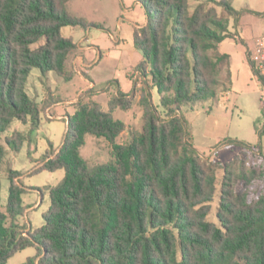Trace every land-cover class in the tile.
Segmentation results:
<instances>
[{
	"label": "trees",
	"instance_id": "1",
	"mask_svg": "<svg viewBox=\"0 0 264 264\" xmlns=\"http://www.w3.org/2000/svg\"><path fill=\"white\" fill-rule=\"evenodd\" d=\"M69 1L0 0V202L9 150L20 152L40 125L41 108L26 89L32 70L71 80L78 46L62 29L101 27L72 14ZM137 1L148 21L135 31V47L144 57L136 71L151 76L152 84L145 81L138 88L135 81L132 94L119 90L108 111L92 99L93 88L72 104L64 144L57 153L49 151L35 170L66 171L49 187L51 205L36 231L18 222L27 210L26 189L21 173L9 168L6 211L0 207V264L28 247L39 252L22 264H264V193L252 200L248 189L264 173L247 168L238 155L226 164L203 160L179 115L183 105L218 95L225 67L231 88V57L219 45L239 37L229 25L241 12L231 0H199L195 6L192 0ZM250 64L264 88V75ZM153 87L167 118L153 103ZM137 92L144 127L119 144L128 125L113 111L132 108ZM14 120L30 121V133L15 131L3 141ZM88 133L112 143L110 162L90 166L81 156ZM256 147L264 163L262 147ZM219 169L224 177L218 225L208 216ZM237 181L244 186L237 189Z\"/></svg>",
	"mask_w": 264,
	"mask_h": 264
},
{
	"label": "rangeland",
	"instance_id": "2",
	"mask_svg": "<svg viewBox=\"0 0 264 264\" xmlns=\"http://www.w3.org/2000/svg\"><path fill=\"white\" fill-rule=\"evenodd\" d=\"M231 1L233 6L241 12V15L264 17V0ZM198 2L199 0H192L194 6ZM68 10L88 23H95L100 26L108 23L110 29L107 33L114 35L118 34V17L121 14L125 17L129 16V12L123 11L122 0H70ZM218 11L220 14L226 15L222 8H218ZM90 28L93 31L92 35H101L103 32L101 29H96V27ZM75 30L85 32L86 29L68 26L62 29V33L77 40L78 32ZM135 31L132 25L124 22L122 35L124 39L130 41V44L126 46L129 49L136 48L134 45ZM44 42L45 40H42L40 44H44ZM75 58L73 60L74 69H76L74 66ZM112 67H117V64H113ZM112 67L102 65L94 69L91 68L88 69L90 76L87 75L93 77L94 80L105 78L108 80L115 73V69ZM125 67V61L122 60L118 65V70L124 71ZM251 73L253 76L246 83L240 84L238 88L228 90L227 68L225 67L220 75L222 84L219 87L218 95L211 100L183 105L179 115L186 120L189 130L193 134L192 141L203 160L226 164L238 155L240 161L244 162L247 168L256 167L264 173L261 150L256 147V145H260L264 152V134L262 135L264 129V88L254 75L253 70ZM86 77L76 70L74 77L71 80H66L54 72H48L44 75L42 70L35 68L27 81L26 89L29 96L41 108L40 125L25 141L20 152L14 153L9 150L7 154L1 173L0 207L3 211H6L10 187L8 170L11 167L21 173L19 181L26 189L22 197L27 210L24 215L19 216L18 222L31 228L32 231L38 230L45 224L44 215L47 214L51 205L49 187L58 185L66 176L65 169L41 170L38 172H35V170L40 166L43 157L49 151L59 150L64 144L69 127L68 116L74 113L72 103L77 102L82 95L84 96L87 93L84 90L90 81ZM148 78L147 82L152 84L151 76H148ZM106 83H100L99 87H105ZM151 92L153 103L158 107L163 118H167L158 89L153 87ZM103 107L108 111L109 103H103ZM125 112L124 122L128 125V128L117 138L119 144L129 142L132 139L131 133L136 130L141 131L144 127L143 108L137 98L132 108L125 110ZM30 130V121L25 123L14 120L4 133L3 141L15 131L28 134ZM226 140H235L237 143L229 144L225 142ZM111 147L112 143L107 139L88 133L85 136L84 145L80 148V153L90 166L105 164L112 160ZM240 169L239 164L235 167V173L237 174ZM223 177L224 170L219 169L217 171L218 190L208 216L210 221L218 225L220 223L217 212ZM243 186L241 181H237V189ZM248 189L252 200L263 194L264 174L261 178L256 179ZM38 252L37 247H28L10 257L7 264H22L30 256L37 255Z\"/></svg>",
	"mask_w": 264,
	"mask_h": 264
},
{
	"label": "crops",
	"instance_id": "3",
	"mask_svg": "<svg viewBox=\"0 0 264 264\" xmlns=\"http://www.w3.org/2000/svg\"><path fill=\"white\" fill-rule=\"evenodd\" d=\"M127 1L122 0L123 11L129 12V16L125 17V15L121 14L118 17L119 24L117 35L107 33L110 27L109 24L106 23L101 27H96V29H101L103 31L101 35H92L93 31L89 27L85 32H78V30H75L78 32L77 40L71 36L78 46L77 56L74 61V66L76 68L75 72L77 70L82 76L86 77L90 74L88 69H94L102 65L112 67L113 64H117V67H112L115 69V73H113L108 80L107 78L94 80L93 77H90V80L86 77L90 83L84 91H88L92 88L96 89V93L93 94L92 99L102 105L103 103L108 104L111 97L117 94L119 90L127 94H132L135 88V81L138 82L137 86L139 88L149 79L148 77H143L141 73L136 71L137 65L144 59L143 55L136 48L129 49L126 47L130 44V41L124 39L122 35L124 22H128L136 30L147 24L148 16L142 4L137 0ZM229 29L232 32L238 33L239 37L237 39L228 38L224 40L220 43L219 49L222 53H227L231 57V88H238L240 84L246 83L253 76L251 73L250 51L253 49L256 39L264 33V17L241 15L238 21L231 18ZM89 37L91 38L89 39ZM122 41H124L123 44ZM122 60H124L126 64L124 71L118 70V65ZM104 82H107L106 86L99 87V84ZM135 98L139 99V92L135 94ZM67 102L70 103L69 101ZM113 115L116 119L124 121L126 112L121 108H117ZM58 151L59 150H56V153ZM42 164L43 162L40 165Z\"/></svg>",
	"mask_w": 264,
	"mask_h": 264
},
{
	"label": "built area",
	"instance_id": "4",
	"mask_svg": "<svg viewBox=\"0 0 264 264\" xmlns=\"http://www.w3.org/2000/svg\"><path fill=\"white\" fill-rule=\"evenodd\" d=\"M250 58L260 73L264 75V33L256 39L250 51Z\"/></svg>",
	"mask_w": 264,
	"mask_h": 264
}]
</instances>
